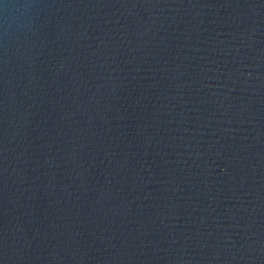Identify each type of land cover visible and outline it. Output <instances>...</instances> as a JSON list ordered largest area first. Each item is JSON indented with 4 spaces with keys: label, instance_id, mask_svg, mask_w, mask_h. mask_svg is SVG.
Wrapping results in <instances>:
<instances>
[{
    "label": "water",
    "instance_id": "1",
    "mask_svg": "<svg viewBox=\"0 0 264 264\" xmlns=\"http://www.w3.org/2000/svg\"><path fill=\"white\" fill-rule=\"evenodd\" d=\"M31 2L32 0H0V120Z\"/></svg>",
    "mask_w": 264,
    "mask_h": 264
}]
</instances>
